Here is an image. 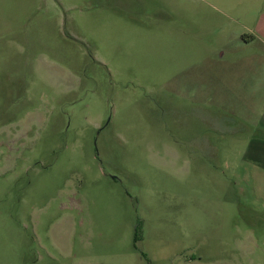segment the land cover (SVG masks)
<instances>
[{"label":"rangeland","instance_id":"1","mask_svg":"<svg viewBox=\"0 0 264 264\" xmlns=\"http://www.w3.org/2000/svg\"><path fill=\"white\" fill-rule=\"evenodd\" d=\"M263 3L0 0V264H264Z\"/></svg>","mask_w":264,"mask_h":264},{"label":"crops","instance_id":"2","mask_svg":"<svg viewBox=\"0 0 264 264\" xmlns=\"http://www.w3.org/2000/svg\"><path fill=\"white\" fill-rule=\"evenodd\" d=\"M258 20L256 26L248 27L250 37L244 41V69L249 66L251 73L245 74L243 95L252 97L249 99L251 106L244 107L248 112L259 110V118L264 129V3L263 8L257 14ZM262 99V101H261ZM257 105H254L256 102ZM257 119V118H256ZM255 119V120H256ZM257 121V120H256ZM261 169H264L263 167Z\"/></svg>","mask_w":264,"mask_h":264}]
</instances>
